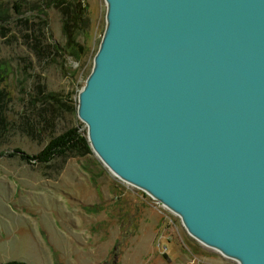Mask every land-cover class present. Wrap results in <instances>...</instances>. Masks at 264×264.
<instances>
[{
  "label": "water",
  "instance_id": "1",
  "mask_svg": "<svg viewBox=\"0 0 264 264\" xmlns=\"http://www.w3.org/2000/svg\"><path fill=\"white\" fill-rule=\"evenodd\" d=\"M105 2L78 95L92 152L202 245L264 264V0Z\"/></svg>",
  "mask_w": 264,
  "mask_h": 264
},
{
  "label": "rangeland",
  "instance_id": "2",
  "mask_svg": "<svg viewBox=\"0 0 264 264\" xmlns=\"http://www.w3.org/2000/svg\"><path fill=\"white\" fill-rule=\"evenodd\" d=\"M82 3L91 27L77 39L76 59L63 50L51 0H0V264H238L192 238L176 214L92 151L49 165L10 157L16 149L36 155L73 126L86 130L68 105L52 114L44 102L68 95L76 109L92 71L107 5Z\"/></svg>",
  "mask_w": 264,
  "mask_h": 264
},
{
  "label": "trees",
  "instance_id": "3",
  "mask_svg": "<svg viewBox=\"0 0 264 264\" xmlns=\"http://www.w3.org/2000/svg\"><path fill=\"white\" fill-rule=\"evenodd\" d=\"M51 2L61 16L62 30L67 41L66 48L64 47L63 50L66 54L79 59L80 50L77 39L91 27L88 8L83 5L82 0H51ZM15 8L19 12V8H22V5L17 3ZM54 50L58 52V47L54 46ZM44 102L49 106L52 114L58 113L59 111H66V105H68V110L70 107L71 111L77 113V108L75 109L73 107V100L68 95L65 96L63 101L58 95L48 94ZM41 118L43 121H46L45 118ZM91 151L87 139V131L82 130V125H78L66 129V131L57 136H52L47 145L36 155H29L26 152L16 149L10 154V157L19 156L22 161L27 163L49 165L58 159L83 157ZM1 264L26 263L22 261H10Z\"/></svg>",
  "mask_w": 264,
  "mask_h": 264
},
{
  "label": "crops",
  "instance_id": "4",
  "mask_svg": "<svg viewBox=\"0 0 264 264\" xmlns=\"http://www.w3.org/2000/svg\"><path fill=\"white\" fill-rule=\"evenodd\" d=\"M144 223V222H143ZM159 231V229H158V227L156 226L155 227V232L157 233ZM165 256H167L166 254H165Z\"/></svg>",
  "mask_w": 264,
  "mask_h": 264
}]
</instances>
